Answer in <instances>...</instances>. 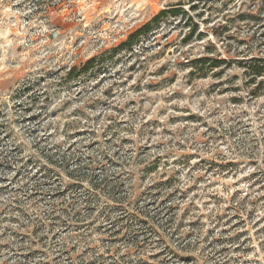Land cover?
<instances>
[{"label": "rangeland", "instance_id": "374dc122", "mask_svg": "<svg viewBox=\"0 0 264 264\" xmlns=\"http://www.w3.org/2000/svg\"><path fill=\"white\" fill-rule=\"evenodd\" d=\"M263 57L264 0H0V264H264Z\"/></svg>", "mask_w": 264, "mask_h": 264}, {"label": "trees", "instance_id": "16d2710c", "mask_svg": "<svg viewBox=\"0 0 264 264\" xmlns=\"http://www.w3.org/2000/svg\"><path fill=\"white\" fill-rule=\"evenodd\" d=\"M195 7H193L194 9ZM177 11H171V14H175ZM167 13V11H162L158 14V16L156 17L155 20H159L162 17H164ZM254 18V17H253ZM190 20L193 22L192 24V31H191V35H193L196 31H198L199 29V24L197 22H194V20L192 18H190ZM147 28H143L141 30H139L135 35H133L131 37V39H135L137 36H139L140 34H142V32H144ZM123 46H130V44L128 45H123ZM202 61H206L208 63V66L212 67H219L221 66V64H225L226 60L224 59H220V60H213V59H202ZM263 61V62H260ZM94 60H90L88 61L84 67H83V71L82 72H87L90 70L92 64H93ZM239 64H243V67L246 68L248 74L250 75V78L252 80V82H256L257 79H264V57L263 58H252L250 59L247 63H239ZM258 91H261L263 88V81H260L257 84Z\"/></svg>", "mask_w": 264, "mask_h": 264}]
</instances>
